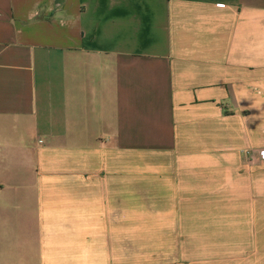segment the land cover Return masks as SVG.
I'll return each mask as SVG.
<instances>
[{"label":"crops","instance_id":"crops-1","mask_svg":"<svg viewBox=\"0 0 264 264\" xmlns=\"http://www.w3.org/2000/svg\"><path fill=\"white\" fill-rule=\"evenodd\" d=\"M264 0H0V264H264Z\"/></svg>","mask_w":264,"mask_h":264},{"label":"built area","instance_id":"built-area-1","mask_svg":"<svg viewBox=\"0 0 264 264\" xmlns=\"http://www.w3.org/2000/svg\"><path fill=\"white\" fill-rule=\"evenodd\" d=\"M257 153H258V155H259V157H260L261 159L264 158V149H261V150L257 151Z\"/></svg>","mask_w":264,"mask_h":264}]
</instances>
